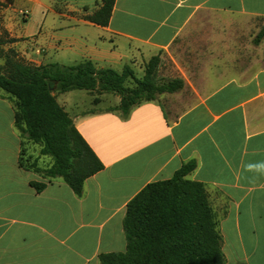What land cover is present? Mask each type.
<instances>
[{"label": "crops", "instance_id": "crops-1", "mask_svg": "<svg viewBox=\"0 0 264 264\" xmlns=\"http://www.w3.org/2000/svg\"><path fill=\"white\" fill-rule=\"evenodd\" d=\"M64 3L53 11L42 0H0V37L9 39L1 48L35 66H68V57L117 72H142L158 56L157 78L183 87L126 117L112 110L115 94L53 91L103 166L80 197L19 165L21 155L39 168L52 161L15 127L14 99L0 89V264H100L101 255L124 252L127 204L188 163L195 168L185 179L207 192L225 264H264V38L255 43L264 0H115L104 27L86 20L101 4L81 12ZM58 10L74 34L47 39L45 11ZM80 91L90 108L77 101Z\"/></svg>", "mask_w": 264, "mask_h": 264}, {"label": "trees", "instance_id": "trees-1", "mask_svg": "<svg viewBox=\"0 0 264 264\" xmlns=\"http://www.w3.org/2000/svg\"><path fill=\"white\" fill-rule=\"evenodd\" d=\"M114 3L102 0L86 20L107 26ZM262 38L264 27L255 43ZM9 51L0 66V89L14 99L15 127L28 141L39 145L41 156L52 161L49 167L39 168L36 160L21 155L19 165L46 179L60 178L78 197L85 180L103 166L57 103L53 91L115 94L120 103L112 110L126 117L137 104L183 87L180 80L157 78L158 56L145 64L144 74L138 79L130 66L121 72L97 69L91 61L74 66H35L15 60V52ZM127 81L133 85L126 86ZM194 168V163L183 165L172 178L148 184L127 204L123 220L125 251L101 255L100 264H225L207 192L202 184L185 179ZM32 186L40 191L45 185Z\"/></svg>", "mask_w": 264, "mask_h": 264}, {"label": "rangeland", "instance_id": "rangeland-1", "mask_svg": "<svg viewBox=\"0 0 264 264\" xmlns=\"http://www.w3.org/2000/svg\"><path fill=\"white\" fill-rule=\"evenodd\" d=\"M42 1H44L47 4V6L53 11L56 10L55 8H57L59 10H62L63 7H64V4H65L64 1H66L69 6H71L72 8L75 7L76 9H78L76 11H81L82 12L84 8H87V10L91 12V11L96 9L101 4L102 0H42ZM59 10L57 11V13L45 11V17H46V20H47V22L45 23V33H46L47 39H50L51 36L60 37L61 39H64L65 37H69L72 34H74V33H71L72 31H70L68 29L69 25H73L74 22L66 20L65 18H61L58 15L59 14ZM62 11H64V10H62ZM71 11H73V10H71ZM71 15H77V14L72 12ZM39 18H40L39 13H36L35 16H31V20L32 21H31L29 30H32V29L36 28V22L39 20ZM59 24H63L65 27L64 28H62V27L58 28ZM0 30H1V27H0ZM76 32H77L76 35H78L79 34L78 31H76ZM8 40H9L8 37L5 36V35L0 37V58H2L0 66L4 65L6 54L10 52L8 49L5 50V49L1 48V45L3 43L8 42ZM48 56L52 57V58H55L56 57V52L51 50V51L48 52ZM14 58L17 61H21L22 60L19 51L15 52V57ZM62 61H64L65 65H68V66L75 65L76 63H78V62H69V58L68 57L63 59ZM134 72H135L136 78H138V79H140L143 76V74H144V71L141 72L139 67L135 68ZM125 85L131 87L133 84H132V82L127 81ZM84 94H86L84 91L77 92V95L80 98L82 97V99H77V101L86 102V103L83 104L84 108L85 107L90 108V106H89V98L86 95H84ZM103 106L104 105H100L99 107L101 108ZM31 148L39 149V145L32 144ZM28 158H31V157H28ZM40 158L45 160V161H50L51 160L49 157L40 156ZM25 159H27V156H25Z\"/></svg>", "mask_w": 264, "mask_h": 264}]
</instances>
